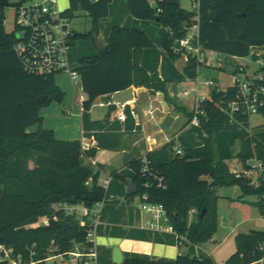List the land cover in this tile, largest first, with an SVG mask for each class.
Here are the masks:
<instances>
[{"label": "trees", "instance_id": "trees-1", "mask_svg": "<svg viewBox=\"0 0 264 264\" xmlns=\"http://www.w3.org/2000/svg\"><path fill=\"white\" fill-rule=\"evenodd\" d=\"M112 1L70 0L68 16L73 19L76 13L85 12L92 20L91 30L75 33L74 40H91L95 44L100 21L108 16ZM10 4L11 0H0V245L12 249L13 253L9 260L0 252V264H13L12 260L15 264H47L52 254L73 252L77 246L83 250L90 245L87 242L90 215L80 222L74 216L56 212L53 206L63 202L93 209L106 196V189L100 184V172L84 167L81 160L95 158L99 148H118L120 135L116 132L120 127H109V119L92 121L90 111L94 103L132 86L161 92L169 103V82L160 78V63L164 58L173 83L197 79L202 65L197 57L189 56L180 72L176 61L181 54L174 51L176 42L185 38L194 26L198 27L200 44L205 50L222 56L250 57L253 47H264V0H198V9L192 11L171 5L168 0H155V6L148 0H129L134 18L155 21L159 16V23L168 33L159 49L144 32L115 27L104 51L80 61L78 72L87 96L83 102L84 133L89 137L92 131L97 132L98 141L97 147L87 150L80 141L59 140L53 130L43 127L42 108L53 102L61 104L65 93L57 85L55 75L24 70L14 50L16 34L8 33L4 26L5 11ZM254 82L264 87V77ZM42 96L47 97L44 105L38 101ZM238 97L239 90L234 85L226 90L215 88L211 97L202 102L205 116L201 117V127H193L189 133L197 134L203 145L186 151L191 158L176 156L169 163L157 164L146 155L163 178V188L144 186L147 178L142 174V158L128 163L135 173L137 186V193L132 197L147 194L149 203L164 207L180 248L214 238L219 222L218 187L239 186L245 196L258 197L255 204L264 215V125L251 132L249 115L230 113V105ZM259 114L264 115V107ZM189 116L190 120L192 112ZM34 126L38 129L30 132ZM238 143L240 150L235 155L233 148ZM234 159L245 168H250L248 162L254 159L261 163L262 174L257 185L251 178H237L231 172L228 162ZM113 178L124 180L117 173H113ZM193 209L197 213L190 220ZM43 217L49 219V225L33 227ZM235 242L236 253L226 264H249L264 258V250H260L264 245V231L237 235ZM121 264L215 262L182 253L172 263L125 259Z\"/></svg>", "mask_w": 264, "mask_h": 264}, {"label": "crops", "instance_id": "crops-1", "mask_svg": "<svg viewBox=\"0 0 264 264\" xmlns=\"http://www.w3.org/2000/svg\"><path fill=\"white\" fill-rule=\"evenodd\" d=\"M96 1L97 0L93 2ZM149 3L151 6H155V0H153V3ZM158 24L159 25L155 27L156 25H152L149 20H139L134 18L130 13L129 0H113L109 6L108 16L100 21L99 37L102 36L103 39H101L104 41L103 43L107 45L112 30L115 27L136 29L147 34L153 43L161 49L164 37L168 33V30L159 22ZM189 32L196 33L194 29H190ZM176 45L175 53L179 54L178 41ZM97 55L98 53L91 57ZM253 56L264 60V47H253L251 50V56L248 58L253 59ZM226 57L234 62V64L229 66L233 75L240 66L245 67L250 74H254L256 71L255 69L251 72L248 64L242 62V60H245L246 58ZM69 60L71 63L70 55ZM81 60L82 59H80V61ZM164 63L167 72H165L166 74H161L159 71L160 78L163 81L169 82L167 87L170 91L171 97L177 96L184 100L185 97H182L183 93L179 94L178 86L180 84L171 82V75L166 61H164ZM161 64L162 63H160V66ZM186 64L187 60L181 55L178 62H176L177 70L182 72ZM219 66L222 70L226 71L223 61ZM80 84V90L83 92L81 81ZM174 86H176L177 89L176 93L173 89ZM61 90L65 93L63 89ZM145 90L148 89L145 88ZM81 96L84 97V101L87 99L86 94L83 92V95L79 96L77 104H66L68 107H65L64 109L58 107L56 104L60 103L56 102L42 108V124L44 128L53 130L56 138L59 140L80 141L82 146L85 145L88 148L97 147L98 141L95 138L97 132L92 131L90 133L91 136L89 137H86L84 133V108L83 103L80 101ZM65 98L66 97H64L61 104L64 103ZM158 103L160 102L156 97H151L149 103L146 105L142 104L140 101H135L128 103L126 106H120L112 104L110 95L98 99L91 108L90 116L92 121L97 122L109 119V127H120L119 132H116L120 135L118 148L113 150L99 148L95 158L83 157L81 160L84 167L92 170L94 173L100 172V184L104 181H108L105 199L98 206V224L95 225L92 230L93 241L97 253V264H115L114 254L116 249L120 251L123 261L125 259H140L172 263L177 260L178 256L184 253L183 248H185V246L180 248L177 234L166 229L163 231L151 229L147 224L152 220V217L144 211L137 197H132L128 194L127 182L131 181L134 184L135 178L134 171L128 165L131 160L140 159L149 154L157 164H164L173 161L177 156V146L174 149V155L172 157H163L161 151L158 149L143 145L144 137L140 138V136H143L146 133L147 125H150L149 121H154L155 123L162 122L164 127V121L168 114L164 113L163 107L160 109L156 105ZM95 108H102L103 111L98 113L95 111ZM193 108L191 111H185L188 113V119ZM149 110H152L151 115L147 114ZM174 110L179 114L184 113L176 110L175 106ZM60 112L63 113V116ZM122 112L126 116V119L123 121L118 118ZM132 112H135L136 116H134ZM171 115L174 118V121L169 127H171L178 118L173 112ZM188 123L189 121L183 126V132H189L190 126ZM37 129L38 126H34L30 128L29 131L34 132ZM193 134L196 138V143L189 145L190 149H195L203 145V142L198 139L197 134ZM168 143L173 142L168 140ZM232 161L228 162V166L233 173L243 171L244 168L238 169L242 165L237 159L234 161L236 162L237 167L233 170L230 165ZM113 173H117L123 177L124 180L121 181L113 178Z\"/></svg>", "mask_w": 264, "mask_h": 264}, {"label": "built area", "instance_id": "built-area-1", "mask_svg": "<svg viewBox=\"0 0 264 264\" xmlns=\"http://www.w3.org/2000/svg\"><path fill=\"white\" fill-rule=\"evenodd\" d=\"M9 8L15 10L16 22L13 32L16 36L20 35V39H17L14 50L17 57L22 61L24 70L38 75L56 76L66 74L72 82H80L78 68H73L69 60V49L75 36V32L72 29V18L67 15V10L60 8V0H20L18 3H11L7 9ZM197 9L198 0H194L193 10ZM192 29L196 33L189 32L185 38L178 41L179 53L186 60H188L189 56L197 57L202 65L209 61L212 65H221L223 61L222 55L214 51L205 50L200 44L198 27L194 26ZM207 54L210 55V58L207 57ZM246 70L245 67L240 66L233 75L234 85H237L239 90V97L238 101L230 105L231 114L242 112L250 116L251 114H259V110L264 107V87L258 86L254 82V79H262V77L256 78L248 71L245 72ZM206 84L214 86L212 81ZM190 94L191 91L185 90L182 97H187ZM80 101L84 102L83 96L80 97ZM203 101H195L192 117L189 120L190 129L201 127V117L205 116V112L201 109ZM132 114L136 116L135 112H132ZM147 114L151 115L152 110H149ZM118 118L123 121L126 116L122 112ZM83 149L87 150L89 148L83 145ZM176 155L184 156L185 154L182 150L176 148ZM141 163L142 174L147 178L144 186L149 188L152 185H156L157 188H163V178L152 167V159L144 156L141 159ZM248 164L253 166V168L234 173L237 178H251L253 184L257 185L262 174V165L255 159L249 161ZM252 174H257L255 175L257 177L253 179L254 176ZM91 182L92 179L89 183ZM101 185L106 189L108 181H104ZM137 198L144 211L152 217V220L147 224L151 229L157 231L166 229L174 232L173 227L169 224L166 210L162 205L149 203L147 194ZM98 206L99 204L93 209H89L82 204L63 203L58 208H55L56 212L62 211L66 216H74L80 222L83 221L86 215H90V229L87 235V242L90 245L85 246L83 250H81L80 246H77L73 252L60 255L52 254L47 262L60 260L58 264H97V253L92 230L98 224ZM196 213L197 211L194 209L191 211L190 220ZM47 219L46 221H38L33 227L49 225V220L47 221ZM260 250H264V245L260 247ZM51 251L53 252V249ZM0 252L5 259L11 260L12 249L0 245ZM12 263L15 264L16 262L12 260ZM249 264H264V258Z\"/></svg>", "mask_w": 264, "mask_h": 264}, {"label": "rangeland", "instance_id": "rangeland-1", "mask_svg": "<svg viewBox=\"0 0 264 264\" xmlns=\"http://www.w3.org/2000/svg\"><path fill=\"white\" fill-rule=\"evenodd\" d=\"M19 1L20 0H11V3L15 4ZM149 2L153 3V0H149ZM180 3L183 9H186L188 11L193 10L194 0H180ZM60 8L62 10H68L70 8V0H60ZM15 22V10L13 8L7 9L5 11L4 26L5 30L8 33H12L15 30ZM151 23L154 26L156 25L155 27L159 25L156 21H151ZM91 28L92 20L87 13L78 12L75 14L74 18L72 19V29L76 34L88 33ZM98 38L102 42H104L102 40V36ZM175 46L177 45L175 44ZM97 53L98 50L91 40L75 39L73 40L72 46L69 49L71 66L76 69L81 65L80 59L94 56ZM207 57L210 58V55L207 54ZM222 59L223 64L226 67V71L222 70L219 65H212V63L209 61L199 67V75L196 80H187L183 83H180V85L178 86L179 94H182L184 90L191 91V94L188 97H185L184 100L177 96L171 97L170 91L168 90L170 99L168 104L173 106L176 105V107L180 108V110L178 111H182L184 113L179 114L175 110L172 111L175 116H178V118L176 119L175 123L169 128H164L162 122L155 123L154 121H149L150 125H147L146 133L143 136H140V138L144 137L143 145L158 149L159 151H161L163 157L168 158L174 155V149L176 146L180 150H182L184 154L187 150H190L189 145L196 143V138L194 137L193 133H186L182 131L183 126L189 121L188 113L185 111H191L196 100H206L210 98L212 91L215 88L226 90L227 88L232 87L235 84L234 76L231 69H229V66L234 64V62L226 56H222ZM178 60L176 62H178ZM164 61L165 60L162 59V64L159 68L161 74H166L165 72H167ZM242 62L248 64L251 72L256 69L253 74L254 77H264V60L258 59L257 61H255L251 58H246L245 60H242ZM247 71L248 70H246L245 72ZM55 80L59 87L66 93L64 103L56 105L61 109H64L65 107H68L66 106V104H77L79 96L83 95V92L80 90V82H72L70 77L66 74L56 75ZM210 81L214 83V86H208L206 84ZM156 105L160 109H162L160 103ZM95 111L100 113L101 111H103V109L95 108ZM60 114L63 116L62 112H60ZM249 124L251 132H256L259 127L264 125V115L251 114L249 117ZM168 140L172 141L173 143H168ZM239 150L240 144L238 143L233 148L234 154L236 155ZM215 158L217 159V155L215 156ZM235 160L236 159H234V161ZM234 161H232V163L230 164L233 170L237 167L236 162ZM31 166H33V164H31ZM240 168H244V171L253 168V166H250V168H245L242 165L238 169ZM252 175L254 176L253 179L257 177L255 176L257 174ZM217 195L219 196L217 206V215L219 222L218 230L214 238L209 242L198 245L187 244L185 248H183V252L186 254H190L191 256L200 258H211L215 262V264H226L228 259L236 253L237 247L235 237L237 235L250 234L255 231H264V215L261 214L258 206L255 204L259 201L258 197L245 196L239 186L218 187ZM62 204L63 202L54 205V210ZM46 219L47 217H43L39 220V222L46 221ZM48 220L49 219H47V221ZM36 227L38 226H35V228ZM58 263H60V260L47 262V264Z\"/></svg>", "mask_w": 264, "mask_h": 264}, {"label": "water", "instance_id": "water-1", "mask_svg": "<svg viewBox=\"0 0 264 264\" xmlns=\"http://www.w3.org/2000/svg\"><path fill=\"white\" fill-rule=\"evenodd\" d=\"M168 2L171 5L174 6H180V0H168ZM156 22L160 21V17L155 18ZM17 39H20V35L16 36ZM174 37L172 36L171 39ZM95 46L98 50V52H102L106 49V45L97 37L95 38ZM175 93H176V86L173 87ZM151 97H156L157 100L160 102L161 106L163 107V110L165 113H167V117L164 121V127L168 128L172 122L174 121V118L172 117L171 113L174 110V106L168 104V102L164 99V95L161 92H157L154 90H145L144 87L135 88V87H129L125 90L115 92L111 95V102L115 105L120 106H126L130 102L140 101L142 104L146 105L149 103ZM47 97L42 96L38 99L40 105H44L46 102ZM185 158H191V154L185 153ZM127 188H128V194L130 196L135 195L137 193V186L134 185L131 181L127 182ZM205 215V211L201 214V218H203ZM67 226L71 227V224H67ZM68 229V227H66ZM123 262L122 255L120 254V251L118 249L115 250L114 254V263L115 264H121Z\"/></svg>", "mask_w": 264, "mask_h": 264}]
</instances>
